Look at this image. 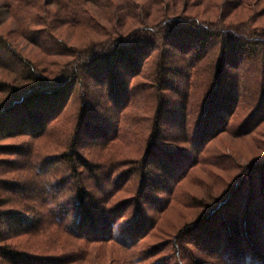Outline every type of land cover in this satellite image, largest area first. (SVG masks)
I'll use <instances>...</instances> for the list:
<instances>
[{
    "label": "rangeland",
    "instance_id": "374dc122",
    "mask_svg": "<svg viewBox=\"0 0 264 264\" xmlns=\"http://www.w3.org/2000/svg\"><path fill=\"white\" fill-rule=\"evenodd\" d=\"M138 1L149 4V0ZM172 1H176L170 6V9H175L173 17L180 16L182 22L195 18L199 24L231 27L242 33L249 30L264 32V0ZM5 2L0 0V32L22 55L36 64L38 62L40 70L61 75L63 64L72 60V56L46 53L15 33L17 30L14 29H21L17 27L14 12L8 15L5 11ZM40 7L53 12L56 6L54 3L46 5L44 0H33L18 15L21 20V15L38 12L36 19L26 24V30L43 26L44 18L40 16L43 17L41 14L44 12ZM18 18L17 22H21ZM26 20L29 22V19ZM67 30L62 27L55 34L70 45L76 42L77 34ZM43 37L46 38V35H40V39ZM88 41L89 37H85L79 42ZM55 43L49 37L45 42L47 46ZM206 46L212 49L213 43L208 42ZM218 52L219 49L212 55L216 57ZM4 57L11 58L9 53ZM148 61L143 65V70L129 80L130 88L134 84L138 85L134 93L136 99L130 98L129 105L105 124L102 123L103 118L96 119L93 116L81 119L85 125L79 122L80 119L76 120L82 100L76 94H71L54 123L48 126L49 130L40 138L32 139L26 135L0 138V146H9L5 151L0 149L2 200L7 202L13 195L18 196V189L16 193L13 190L17 184L19 189L22 186H35V183L37 186L38 178L29 172L32 169L31 160L47 159L63 152L74 139L77 128L76 137L82 146L83 155L90 158L91 162L115 166L113 176L119 178L114 187L109 188L113 194L108 205H121L124 209L123 215L113 225L111 239L91 241L74 236L72 232L75 227L69 228V217L66 220L62 218L57 228L56 225L36 221L38 214L25 211L20 205L14 210L9 205H2V217L8 218L9 213L13 212L24 221H33L34 229L41 227L30 234H20L7 240L14 249L23 252L26 259L23 263L8 264H49V259H52L53 264H264V118L255 123V111L260 105V98L255 93L257 85L263 88L261 76L251 71L252 66L249 70H242L246 95H242L231 115L226 116V111L216 110L221 118L224 115V129L198 148L193 144L199 142L196 132L200 130L207 110L204 107L206 95L202 92L205 83L210 82L207 81L206 72L201 70L198 75H192L195 84L188 98L186 118L179 115L180 97L162 90L165 92V100L173 99L178 106L170 107V112L165 113V123L159 128V135L155 139V144L159 145L158 151L146 163L150 168L155 161L160 160L154 157L157 154L163 158L162 162L171 156L176 163H183L181 168L185 167V172L166 188L167 191L159 189L162 184L158 181L162 176L154 173L158 184L149 191L142 190L143 185L136 173L127 175L145 154L151 134L157 101L154 92L158 88L157 81L153 82L149 78L153 70L149 69ZM250 64L247 62V66ZM12 77L9 68L0 67V80L10 81ZM171 81L181 87L179 81ZM226 81L228 85H224L225 96L232 97L234 89L229 75ZM6 96L0 93L1 100ZM96 113L103 114L101 110ZM182 120L188 127L187 131L179 129ZM102 126L105 130L98 132L97 128ZM179 165L173 164L169 168L175 170ZM52 166L60 168L59 175L66 177L65 162L57 161ZM36 170H39L38 167ZM139 189L141 191L137 195ZM32 192L35 190L32 189ZM142 192L146 197L141 195ZM47 196L45 194L44 198ZM67 196L64 194L58 198L66 199ZM26 198L24 200L27 204H34L38 208L40 198ZM220 201H223L219 206L223 207L222 210L209 213ZM257 212L260 217H257ZM204 215H208L209 221L198 227L195 223ZM224 218L226 222L223 225L221 221ZM188 225L189 228L197 227L187 232Z\"/></svg>",
    "mask_w": 264,
    "mask_h": 264
},
{
    "label": "trees",
    "instance_id": "16d2710c",
    "mask_svg": "<svg viewBox=\"0 0 264 264\" xmlns=\"http://www.w3.org/2000/svg\"><path fill=\"white\" fill-rule=\"evenodd\" d=\"M32 1L6 0L4 3L5 11L8 15L14 12L17 27L21 29L13 31L17 30L15 33L46 53L70 55L72 60L63 64L61 75L45 73L40 70L38 62L36 64L22 55L0 32V67L9 68L13 73L10 81L0 80V93L7 95L0 99V138L17 135L40 138L49 130L48 126L54 123L71 94H76L82 100L76 120L80 119L79 122L84 123L81 119L93 116L96 119L103 118L102 123L105 124L109 119L117 117L131 99H136L134 93L138 85L134 84L130 88L129 80L143 70V65L148 60L149 69L153 70L149 78L153 82L157 81L158 88L154 92L157 101L151 134L145 154L127 174L136 173L140 177L144 188L142 190L152 191L159 182L162 184L159 189L167 191L166 188L185 172V167L181 168L183 163L178 162L181 164L179 165L171 156L166 162H162L163 158L157 154L154 157L160 160L155 161L150 168L146 163L158 151L159 145L155 144V139L159 135V128L165 123V113L170 112V107L178 106L173 99L165 100V92L162 90L180 97L179 115L186 118L188 98L192 93L191 87L195 84L191 79L192 75H198L201 70L206 72L207 81L211 85H208L210 82L205 83L202 90L206 95L204 107L207 110L201 121L202 128L196 132L199 142L193 144L196 145L195 148L203 146L205 141L224 129V115L221 118L216 110L226 111V116L231 115L236 103L242 95H246L247 91L243 90V69L253 67L251 71L261 76L263 88L257 85L255 93L260 98V105L255 111V123L264 118V32L249 30L242 33L231 27L199 24L196 23L197 19L190 17L189 21L182 22L180 16L173 17L175 9H170V6L176 1L172 0H149V4L138 0H44L46 5L55 4L54 11L40 7L44 12L41 14L43 17L40 16L44 18L43 26L26 30V24L36 19L38 12L21 15V20L18 15ZM17 18L21 22H17ZM62 27L77 34L75 43L69 45L58 38L59 35L55 32L62 30ZM40 35H46V38L40 39ZM47 37L56 43L47 46ZM85 37H89L88 43H80ZM208 42L213 43L212 49L207 48ZM218 49V55L214 57L212 54L215 55ZM8 53L10 59L4 57ZM202 61L204 63L201 65ZM247 62L252 64L247 66ZM228 75L233 83L234 94L226 98L224 87L228 85L225 82ZM171 80L179 81L181 87ZM86 99L89 101L86 102ZM98 110L103 114H97ZM179 125L180 130H188L185 121L182 120ZM95 127L96 125L94 129ZM97 129L98 132L105 130L104 126ZM77 132L76 128L74 139L60 154L34 162L31 160L32 169L29 172L38 178L37 186L35 183V186H22L19 189L17 184L13 189L15 193L18 189L17 197L13 195L7 202L0 198V226H6L0 227V264L23 263L26 260L23 252L14 249L7 240L41 228L34 229L33 221H24L13 212L7 214L8 218L2 217V205H9L13 210L20 205L25 211L37 213L36 221L56 225L57 228L60 227L61 220L69 217V228L75 227L72 233L78 238L91 241L112 238L113 225L124 213L121 205H108L113 194L109 188L114 187L119 177L113 176L116 172L114 165L97 164L83 155L82 146L77 141ZM8 148V145L0 146L2 151ZM57 161L67 164L64 170L66 177L59 175L60 168L52 166ZM173 164L179 166L175 170L170 169ZM154 173H159L162 179L157 182ZM45 194L48 196L44 198ZM64 194H68L66 199L58 198ZM34 195L36 196L33 197ZM26 197L40 198L38 208L34 204H27L24 200ZM223 201L209 213L220 212L223 207L219 206ZM247 215L248 212L245 217ZM256 215L260 217L259 212ZM207 216L200 217L195 224L198 227L204 226L209 221ZM221 222L224 225L225 218ZM195 227L189 228L188 225L187 232ZM49 264H53L52 259H49Z\"/></svg>",
    "mask_w": 264,
    "mask_h": 264
}]
</instances>
